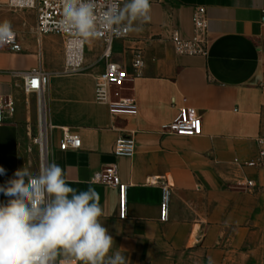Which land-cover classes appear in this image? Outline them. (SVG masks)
<instances>
[{
    "label": "crops",
    "instance_id": "obj_1",
    "mask_svg": "<svg viewBox=\"0 0 264 264\" xmlns=\"http://www.w3.org/2000/svg\"><path fill=\"white\" fill-rule=\"evenodd\" d=\"M199 6L206 8L209 51L178 53L174 38L194 35ZM149 15L142 31L113 42V59L130 74L123 93L134 98L136 115H114L95 98L105 67L102 40L86 42L85 69L77 72L64 70L63 37H39L37 19L25 35L15 28L21 51L0 45V101L14 104L0 123L6 170L0 185L17 169L38 173L42 166L34 141L38 94L26 92L23 79L42 66L49 74L47 164L61 166L70 186L97 191L113 253L120 251L129 264H264V167L249 165L264 134V0H150ZM139 52L144 64L135 74ZM181 106L202 115L201 135L166 131ZM64 128L81 137L79 148H60ZM126 131L134 135L135 154L117 157L115 140ZM112 163L129 183L126 218L119 215V190L94 181ZM249 180L255 185L247 186ZM162 182L172 186L166 222L160 220Z\"/></svg>",
    "mask_w": 264,
    "mask_h": 264
},
{
    "label": "clouds",
    "instance_id": "obj_2",
    "mask_svg": "<svg viewBox=\"0 0 264 264\" xmlns=\"http://www.w3.org/2000/svg\"><path fill=\"white\" fill-rule=\"evenodd\" d=\"M29 4L31 0H19ZM59 27L87 42L105 33L117 36L142 31L151 17L150 0H60ZM14 35L11 23H0V44ZM6 170L0 166V175ZM8 197L0 203V264H56L57 257L82 264H129L101 222L103 210L97 191L78 190L67 182L55 162L38 173L17 169L14 178L0 185ZM111 253V254H110ZM209 264H213L209 259Z\"/></svg>",
    "mask_w": 264,
    "mask_h": 264
},
{
    "label": "built area",
    "instance_id": "obj_3",
    "mask_svg": "<svg viewBox=\"0 0 264 264\" xmlns=\"http://www.w3.org/2000/svg\"><path fill=\"white\" fill-rule=\"evenodd\" d=\"M103 4L105 0H97ZM7 3L17 9H29L36 12L37 23L36 33L39 37L48 34H58L64 39V70L67 72H77L85 69L86 42L73 37L70 33L59 27L62 18V7L60 0H31L29 4H22L19 0H7ZM194 35L191 38H174L176 51L181 54L206 55L210 47V33L208 29V18L206 8L199 6L194 13ZM14 35L8 39L3 46H7L13 51H21V36L13 29ZM129 33L115 35L105 33L97 38L104 42V49L101 60L105 61L104 69L97 75L95 86V98L98 102L110 105L111 113L114 115H136L137 108L134 98L123 93L126 81L130 78L128 69L124 64L113 59V42L115 39H125ZM144 64L142 54L136 53L132 67L135 74ZM24 90L26 92H36L38 94V104L40 113V130L34 141L40 147L43 144V137L48 142L49 123L46 115L45 90L49 81V74L42 66L34 68L23 75ZM14 111L12 101H0V123L6 120L7 112ZM169 133L182 136H198L203 133V118L196 108L181 106L179 114L171 123L166 126ZM82 144L78 134L70 133L64 128L63 137L60 143L61 149L79 148ZM259 151L255 160L249 162L251 166L264 167V134L258 137ZM136 151V142L131 131H126L117 137L114 143L113 153L117 157L131 158ZM42 167V166H41ZM94 181L119 190V215L121 218L127 216V194L129 183L122 182L118 167L115 163L108 164L94 175ZM247 186L255 185L254 181L249 180ZM162 194L160 202V220L166 222L171 214V195L172 186L169 182H162ZM0 203H3V195L0 193ZM64 258H58L56 264ZM71 264H79L75 258H71Z\"/></svg>",
    "mask_w": 264,
    "mask_h": 264
},
{
    "label": "rangeland",
    "instance_id": "obj_4",
    "mask_svg": "<svg viewBox=\"0 0 264 264\" xmlns=\"http://www.w3.org/2000/svg\"><path fill=\"white\" fill-rule=\"evenodd\" d=\"M37 19L36 12L29 9H17L11 7L7 0H0V23L5 20L11 23L13 29L22 30L21 35H25L29 23L35 22ZM52 37L61 38L58 34H49Z\"/></svg>",
    "mask_w": 264,
    "mask_h": 264
},
{
    "label": "bare ground",
    "instance_id": "obj_5",
    "mask_svg": "<svg viewBox=\"0 0 264 264\" xmlns=\"http://www.w3.org/2000/svg\"><path fill=\"white\" fill-rule=\"evenodd\" d=\"M41 149V154H42V167H46L47 164V158H48V146L46 143V137H43V144L40 147Z\"/></svg>",
    "mask_w": 264,
    "mask_h": 264
}]
</instances>
